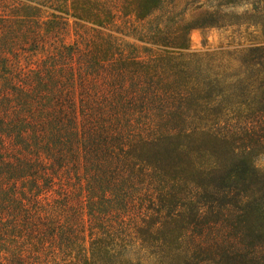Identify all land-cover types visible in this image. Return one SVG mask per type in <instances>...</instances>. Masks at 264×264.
I'll list each match as a JSON object with an SVG mask.
<instances>
[{"label": "trees", "instance_id": "obj_1", "mask_svg": "<svg viewBox=\"0 0 264 264\" xmlns=\"http://www.w3.org/2000/svg\"><path fill=\"white\" fill-rule=\"evenodd\" d=\"M116 1L0 0V264H264V0L148 59L104 31L169 0ZM230 16L256 30L226 73L190 34Z\"/></svg>", "mask_w": 264, "mask_h": 264}, {"label": "rangeland", "instance_id": "obj_2", "mask_svg": "<svg viewBox=\"0 0 264 264\" xmlns=\"http://www.w3.org/2000/svg\"><path fill=\"white\" fill-rule=\"evenodd\" d=\"M21 1V0H19ZM116 3V0H109ZM209 0H169L160 10L156 11L149 19L139 21L135 16L120 18L116 25L104 31L106 36H112L122 45L127 54H140L142 58L148 59L158 57L159 48L154 40L159 36L168 38L170 44L175 42V38L182 34V29L187 23L194 21L199 15L215 10L213 2ZM121 0L120 6L123 4ZM118 3V2H117ZM202 8L199 10L198 8ZM46 10V7H45ZM253 6L241 5L233 11L238 15L252 12ZM1 14H4L0 10ZM10 13V11H8ZM48 16V14H46ZM231 20L226 28L195 29L190 34V51L202 53L204 56L209 54L213 57L214 63L226 73H233L244 67L242 55L239 49L247 47L249 34L256 29L251 26L248 28L243 21L237 25V19L228 17ZM67 41L72 43L76 37V24L70 21ZM91 34H94L91 32ZM256 36L260 32L255 33ZM30 48V47H29ZM256 166L264 171V155L256 160ZM127 257L134 263L151 264L144 252L139 247L130 248Z\"/></svg>", "mask_w": 264, "mask_h": 264}]
</instances>
